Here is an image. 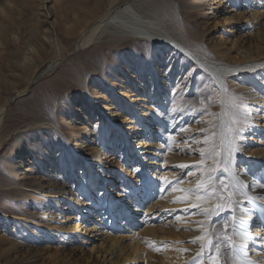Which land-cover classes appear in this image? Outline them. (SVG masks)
<instances>
[{"label":"bare ground","instance_id":"obj_1","mask_svg":"<svg viewBox=\"0 0 264 264\" xmlns=\"http://www.w3.org/2000/svg\"><path fill=\"white\" fill-rule=\"evenodd\" d=\"M58 1L0 0V47L3 46L8 49L9 42H12L11 40L13 42L18 40L21 52L18 55L16 52L13 53V49L10 48V52L6 56L7 58L8 56L12 59L15 58L12 60L13 65H11L13 75L5 73L3 65H0V93L23 92L16 86L18 78L24 80V88H26L36 78L38 79L39 71L46 59L50 58L54 61L53 64H55L58 59L68 57L67 55L74 49L81 50L90 47L102 37L114 45L129 38L137 39L136 42L140 44L149 45L151 42L164 44L165 46L163 47H159L158 45L153 46V53L159 51V54H154L155 56L157 55L156 60L158 63L163 60L165 53L170 52L171 55L180 56L182 55V51H185L192 58V60H189L186 56L184 58L185 61L189 60V63L191 62V65H193L192 68H195L196 65H198L197 67H206L213 78L217 77L218 80L222 81L225 94L229 91L227 89L228 82L233 83L235 85L234 88H237L239 80L234 79L243 78H238L240 75H243L242 72L230 69V66L233 65L232 63H243L242 59H234L235 61L228 62L227 59L230 56H227L226 52H222L217 44L202 42L204 36L198 34L195 23L182 18L185 14L188 18L192 16L188 11L189 5L186 7L189 0H179L182 3H186L183 6H178L175 2L177 0H68L65 2L64 7L60 9L59 14L57 13V9H55L56 2ZM233 1L236 7L241 6L245 8L244 14H239V17L241 16L242 20H246V27L255 32V40H258L256 44L254 43L253 46H249L251 48H248L249 50L247 49L246 52H243V47H238L237 49L241 50V53L248 54L246 59L264 62V0ZM49 4L53 5L48 8ZM20 5H27L30 9L33 8L32 10L37 9L39 17L36 21L29 22L25 26L24 24H20L22 22H18L17 26L13 28L12 23L14 19L10 23L4 18L3 14L12 11L13 8H17L22 12L24 8L20 7ZM35 5L36 7H34ZM180 7L185 9L182 17ZM41 18L43 19L41 20ZM132 43L134 42L128 40L126 45L131 46ZM104 45L102 46L103 50L108 47V45ZM137 46L140 47L138 44ZM132 51H137V49H133ZM146 52L148 53V51ZM140 54L141 52L137 53V55ZM171 55H168V57H171ZM246 59L244 60L246 61ZM239 65L241 66V64ZM258 68L255 67L254 69ZM167 71L168 69H164L159 74L152 75L147 80L149 84L145 83L144 86L139 88L136 85H132L129 93L132 95L137 94V97H141L142 101L153 102L155 106L160 107V112L165 111L168 107V99L171 97L170 92L166 89V80H164L166 77L164 74ZM117 75V78H128V69H120ZM207 77L206 74H203L199 78L201 81H204ZM170 79L171 77L167 81L171 82L172 79ZM85 85L83 83L80 87L83 88ZM190 86L191 83L188 85V88ZM58 87L57 90L62 93V87ZM203 87L206 89L205 85ZM83 90L88 91L86 88ZM241 94H244L246 97L241 96ZM83 99V97H79V94L60 99L58 110L61 115V123L55 127L58 130L67 131L68 129L62 126L63 123L71 124V122L78 120L80 122L78 130L87 135L91 134L94 136L95 142L97 140L96 143H98V138L100 137L101 141L102 136L100 133L98 134L92 130V124L94 121H100L101 108H98L97 113V107L96 109L93 107L89 108V104L86 107ZM47 101L45 98H40L33 102L30 118L25 120L27 127H29L27 133L24 135L12 134L9 140L7 135L1 137L2 132L5 130L2 126L5 120V106L7 104H4L6 101L0 104V165L4 168L5 172L13 171L19 173V171L24 170L26 167L34 169L36 174L39 175V177H35L36 183H34L37 189L46 184L51 191H58L53 194H60L62 196L61 200H67L72 211L77 206L78 200L72 201L68 200V198L66 199L67 194L76 196L78 199L82 197L83 203L81 204V209L85 207L89 216L96 217L97 220L101 219L103 227L101 230H97V232L104 238V243H107L106 254L111 258L110 262L112 264H135L138 261L136 254L129 250L128 245H123V243L126 239V234L131 230L135 214L143 204V197L150 194L152 186L158 182L157 179L160 180L162 177L171 176L173 173L169 170H173L174 166L180 168L178 165H185L186 160L178 159L177 154L179 150H174L170 140L167 142L168 137L166 138L161 130L154 131L151 128L154 122L152 113H147L145 110L142 111L133 107L129 111L126 104H120L117 107L119 112L115 114L117 119L113 121L114 125L110 126L103 136H108V133H111L115 129L120 130V127L124 123L129 122L130 118L131 124L135 125L134 128L137 126L143 129L144 137H146L144 145L147 146L146 149L148 150L147 156L151 157V164L154 167L146 171L145 181L139 189L130 190L121 171V165L126 162L127 152L123 150L118 155L117 162H109L107 158L108 150L103 146L105 140L102 144L99 142L100 145L94 149L87 148L84 150L88 147H84V145L86 142H91L90 139H83V142L76 147L72 145L70 141L71 137L62 131V136L70 144L69 147H66L69 151L65 150L59 156L54 155L50 159H47L48 163L37 166L38 163L35 158L37 153H31V150L27 148L30 146L37 148L38 144L45 145L46 138L43 139L35 135L33 142H31L30 137L35 133H43L48 136V132L45 129L46 126L54 127L56 118L52 110L45 105ZM248 101H251L250 110L260 113H255L254 119L256 122L253 125L258 127L259 121L262 120L263 122L258 127L259 129L254 130V132L252 131V135L257 132L260 138L261 136L264 138V82L256 85V81H253L249 85L247 92L233 93L229 91L227 96H224L226 109L237 125L251 123L253 120L252 116L246 115L240 107V104ZM210 105H212L210 101L206 102L205 99H200L198 106L193 104L191 107L175 108L172 113L176 119H180L182 122L186 120L191 110H198V113L201 111L206 113L213 110L214 107L210 109ZM204 116V121L210 120V123L207 125L208 131L205 130L198 138L197 150L198 161L207 162L208 167L206 168V177L204 179L205 189L202 191L198 189V195L203 197L202 200H198V205H204L205 211L203 214L207 211L209 213L207 216H211V218L219 212L229 210H232L233 215L219 220L212 228L208 239L205 236L207 229L203 233H201L202 230L198 232V256L195 258L198 263L196 264H212L213 259L217 260L219 264H264V203L259 202V200H264V145L259 150L257 156L251 155L250 150H246L244 144H236L232 138L231 129L228 128V125H223L224 119L221 120L218 112L213 117H210L211 119L208 118V114ZM147 127H150V129ZM15 128L16 130L17 128H21V124H9L6 130L13 131ZM171 132H174V135H178V130L175 131L173 129ZM109 137L111 145H114L116 143L115 138L112 134ZM26 138H28V141ZM206 138L208 140L207 144L204 143ZM26 142L29 143L28 146H26ZM235 146H238L242 152L239 160L241 167L238 169L240 180L231 178L232 183L236 186L235 193L240 197L239 200L241 201H239L240 203H238L236 210L230 192L227 190L225 180H222L225 186L221 182L215 181L218 186L214 188L213 179L220 153H224L226 161L231 160L230 154L234 151ZM174 147L180 146L176 145ZM117 148L118 145L116 144L115 150ZM202 149L204 150L203 156H201ZM78 156L80 158L76 161ZM75 164L76 166L80 165L84 171L83 181L76 186V189L72 187L68 190V183L74 185L76 181H79L76 170L78 167H75ZM105 168L110 169V171H106ZM47 173H51L50 176L52 177L50 178L54 179V177H57L59 184L53 183L52 179L43 182ZM105 174H107L106 177ZM209 177H211L210 180ZM13 178L10 175L7 177V181L12 182ZM120 179H123L122 182H119ZM18 184L22 185L21 182ZM119 184H122V186L118 187ZM209 185L212 189L216 190L217 194L225 198L223 202L231 197L232 204L230 208L221 211L215 209L216 197L209 190ZM108 186L109 188H107ZM117 187L121 190L119 193L122 194H119L116 199H112L111 201H109L107 196L105 198L101 196L96 197V193L93 191L94 189H98L99 193L108 192L109 194L113 193L115 191L114 188ZM196 194L195 196H197ZM167 195L170 196L176 205L170 203L167 206L166 201H164L165 197V199H162V209L166 207L168 209H178L186 197L184 191L170 192ZM45 199L48 204L53 205L55 208L58 206L57 208H59L58 200H49L46 197ZM245 200L248 201L245 202ZM223 202L220 199L217 203ZM57 212H60L59 216H63L62 211L58 209ZM51 213L48 221L39 223L30 233L34 235L32 246H35L34 249L37 251H41L39 248L42 245V241L46 238L54 240L55 238L62 237L63 242H68L69 240L68 236L71 229H67L60 224L61 218H58L54 211L51 210ZM207 216L201 215L200 217ZM5 220V218L0 216V236H3L2 232L6 231L3 227V224L6 223ZM40 233L43 234V237H39ZM150 234L152 238L159 237V234L155 230H151ZM225 234L231 237V244L224 239ZM201 236H204L205 239H199ZM18 238L22 239L25 237L20 235ZM208 241H211V244H208ZM69 244L70 248L74 249V243L69 242ZM242 244L244 247H241ZM217 245H220L219 254H217L216 250ZM66 250L68 251V249ZM186 254L187 256H195L191 251H187ZM2 256L0 254V264H6V261L2 260ZM22 256L20 255V257ZM67 257L65 256L64 258ZM92 258L93 256L90 254L88 259L91 260ZM141 258L143 259V264H162L156 260H149L144 255ZM185 259L186 257L183 258V261ZM101 262V260L94 258L91 263L87 260L84 263L73 264H99ZM59 264L71 263L66 261V263ZM166 264L173 263L168 258Z\"/></svg>","mask_w":264,"mask_h":264},{"label":"rangeland","instance_id":"obj_2","mask_svg":"<svg viewBox=\"0 0 264 264\" xmlns=\"http://www.w3.org/2000/svg\"><path fill=\"white\" fill-rule=\"evenodd\" d=\"M66 1L68 0L56 2L55 9H57L58 14ZM175 2L178 6L186 5V3H182L179 0ZM52 5L49 4L48 8ZM187 6L192 16L188 18L185 14L182 17L185 9L180 7L181 17L184 20L187 19V21L195 23L198 34L204 36L202 42L217 44L222 52H226V55L230 56L227 59L228 62H233L235 61L234 59L243 60V63L236 62L230 66L232 71L243 73V75L238 77H243L242 79H234L239 80L237 88H234L235 85L233 83L228 82L227 89L230 92H247L249 85L253 81H256V85L264 82V62L246 59L248 54L241 53V50L237 49L238 47H243V52H246L248 48H251L249 46H253L258 41L255 40V32L246 27V20H242L241 16L239 17V14H244L245 8L241 6L236 7L233 0H189ZM20 7L24 8L22 12L17 8H13L12 11L3 14L4 18L10 23L14 19L12 23L13 28L17 26L18 22H22L20 24H24L25 26L29 22L36 21L39 17L37 9L32 10L33 8L30 9L27 5H20ZM23 32L25 34V30ZM128 40L134 43L131 46H127ZM136 40L129 38L114 45L102 37L90 47L81 50L74 49L67 55L68 57L58 59L55 64H53L54 61L50 58L46 59L41 66L38 79L36 78L33 83L26 87L27 89L24 88V80L18 78L16 86L23 92L0 93V104L5 101L4 104H7L5 106V120L2 126L5 130L2 132L1 137L7 135L9 140L12 134H26L29 127H27L25 120L30 118L33 102L40 98H45L48 100L45 105L52 110L56 121L54 127L46 126L45 129L48 132V136L43 133H35L30 137L31 142H33L35 135L43 139L46 138L45 145L38 144L37 148L32 146L27 148L31 150V153H37L35 157L38 163L37 166L48 163L47 159H50L54 155L59 156L65 150L69 151L66 147H69L70 144L62 136L63 132L71 137L70 141L76 147L83 142V139H90L91 142H86L84 145V147L88 146L84 150L87 148L94 149L100 145L99 142L102 144L105 140L103 146L108 150L107 158L109 162H117L118 155L123 150L127 152L126 162L121 165V171L130 190L134 191L143 185L146 171L154 167L151 164V157L147 156L148 150L146 149L147 146L144 145L146 137H144L143 129L137 126L134 128L135 125L131 124L129 115V122L124 123L120 127V130L115 129L111 133H108V136L103 135L110 126L114 125L113 121L117 119L115 114H118L117 107L120 104H126L129 111L133 107L142 111L145 110L147 113H152L154 122L151 128L154 131L161 130L165 134V137H168L167 142L170 140L174 150H179L177 154L178 159L186 160L185 165L189 167L181 169L174 166L173 170H169L173 173L171 176L162 177V180L157 179L158 182L152 186L150 194L143 197V204L135 214L131 230L126 234L123 245H128L129 250L136 254L138 261L135 264H143L142 255L149 260H156L162 264H166L168 258L171 259L173 264H196L198 263L197 259H195L198 256V232L202 230L201 233H203L207 229L205 236L208 239L212 228L219 220L233 215L232 210H229L219 212L212 216V218L211 216L200 217L204 215L205 206L198 205L197 185L204 182L208 163L198 161L197 145L198 138L205 130L208 131L207 125L210 123V120L204 121V115L208 114V118H210L218 112L221 120L224 119L223 125H228V128L231 129L232 138L236 144H244L246 150H250L251 155L256 156L264 145V138L262 136L260 138L257 132L254 135L252 133L254 130L259 129L258 127L263 122L260 120L258 127L253 125L256 122L254 119L255 113L259 112H252L250 110L251 101H248L240 104V107L246 115H251L253 120L251 123L237 125L226 109L224 96H227L229 91L225 94L222 81L218 80L217 77L213 78L206 67H197L198 65H196L195 68H192V63H189V60H192V58L185 51H182V55L180 56L171 55L170 52L165 53L163 60L158 63L156 60L157 55L155 56L154 54H159V51L153 53V46L158 45L159 47H163L165 45L153 42L149 45L140 44ZM11 41L9 42L8 49L3 46L0 47V65H3L5 73L13 75L11 65H13L12 60L15 58L12 59L9 56L7 58L6 56L9 54L10 48L13 49V53L16 52L18 55L21 52L20 42L18 40L15 42ZM104 44L108 45V47L103 50L102 46ZM133 49H137V51H132ZM138 52H141V54L137 55ZM168 55H171V57H168ZM186 56L189 58L188 61L184 59ZM255 67L259 68L254 69ZM122 68L128 69V78H117V74ZM164 69H168L164 74L166 76L164 80H166V89L170 92L171 97L168 99L167 109L160 112L159 106H155L153 102L142 101L141 97H137V94H130L129 90L132 85H136L139 88L144 86L145 83L149 84L147 80ZM203 74H206L208 77L204 81H201L199 77ZM170 77L172 79L171 82L167 81ZM83 83L86 85L81 88L80 86ZM190 83L191 86L188 88ZM203 85L206 86V89ZM58 86L62 87V93L57 90ZM84 88L88 91L83 90ZM75 94H79V97L84 98V105L86 107L88 104L89 108L93 107L96 109L97 107V113L98 108H101L100 121H94L92 124V130L98 134L100 133L102 136L101 141L100 137L98 138V143H96L97 140L95 142V138L91 134L87 135L78 130L80 126L78 120L71 122V124L63 123L62 126L66 127L67 131L58 130L55 127L61 123V115L58 110L60 99ZM241 96L246 97L244 94H241ZM200 99H205L206 102L210 101L212 104L210 105V109L211 107H214V109L206 113L202 111L198 113V110H191L186 120L182 122L173 116L172 111L175 108L182 109L184 106L191 107L193 104L198 106ZM12 123L14 125L20 123L21 128H17V130L15 128L13 131L6 130L7 125ZM147 128L150 129V127ZM173 129L175 131L178 130V135H174V132H171ZM111 134L116 141L114 145H111V139H109V135ZM116 144L118 148L115 150ZM28 145L29 143L26 142V146ZM176 145L180 147L175 148L174 146ZM239 151H232V155L230 154L231 160L228 161L225 160L224 153L221 152L216 171L213 175L214 188L218 186L215 181L220 183L222 180H225L235 210L241 201L239 200L240 197L235 193L236 186L232 183L231 178L240 180L238 169L241 167L239 160L242 152ZM84 155L86 154L84 153ZM78 158L80 157L78 156L76 161ZM75 167H78L76 170L79 181H76L74 185L68 183V190L72 187L76 189V186L83 181L84 171L80 165L76 166L75 164ZM27 168L29 169L27 170ZM105 170L110 171V169L106 168ZM50 174L47 173L43 182L52 179L53 183L59 184L58 178H50L52 177ZM10 175L14 177L12 182L7 181V177ZM36 176L39 177L36 171L30 167H26L17 173L13 171L5 172L4 168L0 165V216L6 219V223L3 224L6 231L2 232L3 236H0V254L3 255L2 260L6 261V264H59L66 263V261L73 264L84 263L87 260L91 263L94 258H97L102 261L99 264H112L110 262L111 258L106 254L107 243H104V238L97 232V230H101L103 227L101 219L97 220L96 217L89 216L85 207L81 209V204L83 203L82 197L78 199L76 196L67 194L66 199L68 198V200L72 201L78 200L77 206L72 211L67 200H61L62 196L60 194H53L58 191H51L46 184L37 189V186L34 185L36 183ZM106 176L107 174H105ZM122 180L120 179L119 182H122ZM168 181H172V183H168ZM19 182L22 185L18 184ZM39 182L42 183L41 180ZM119 186L121 187L122 184H119ZM118 187L114 188L115 191L113 193L109 194L108 192L99 193L98 189H94L93 191L96 193V197L101 196L105 198L107 196L109 201H111L112 199H116L119 194H122L119 193L121 190ZM209 187V190L216 197L215 204H217L221 196L210 185ZM174 189L185 190L186 197L183 199L182 205L178 209H168L167 207L162 209V199H165V197L164 201H166L167 206L170 203L176 205L170 196L167 195L170 192L179 191ZM204 189L205 187L199 188L201 191ZM188 190H191V192ZM195 193H197V196H195ZM45 197L49 200H58L59 208H57L58 206L55 208L53 205L48 204ZM247 201L245 200V202ZM259 202L264 203V200H259ZM189 204L191 205L188 206ZM193 205L197 206L193 207ZM58 209L62 211L63 216H59L60 212H57ZM51 210L56 213L58 218H61L60 224L62 226L71 229L68 236L69 240L68 242H63L62 237L55 238L54 240L46 238L42 241V245L39 248L41 251H37L34 249L35 246H32L34 235L30 233L39 223L41 224L49 220V216L52 214ZM206 218L209 219L207 220ZM151 230L157 231L159 237L152 238L150 234ZM20 235L25 238L19 239ZM39 237H43V234L40 233ZM193 241L195 242L193 243ZM69 242L74 243V249L70 248ZM156 249H159V251ZM187 251L193 252L195 256H187ZM90 254L93 256L91 260L88 259ZM20 255L23 256L20 257ZM65 256L68 257L64 258ZM185 257L186 259L183 261ZM63 258L64 260H62Z\"/></svg>","mask_w":264,"mask_h":264},{"label":"snow or ice","instance_id":"obj_3","mask_svg":"<svg viewBox=\"0 0 264 264\" xmlns=\"http://www.w3.org/2000/svg\"><path fill=\"white\" fill-rule=\"evenodd\" d=\"M204 143H208V140H207V138L205 139V141H204ZM233 150H239V148H238V146H235L234 147V149ZM204 155V150L202 149L201 150V156H203ZM201 163H203V161L201 162ZM178 167H180V168H187V167H189L188 165H178ZM189 175H191V173H189ZM211 179V177H209V180ZM168 183H172V181H168ZM221 184H223V182L221 181ZM202 187H205V183L204 182H202L201 184H198L197 185V188L199 189V188H202ZM174 190H179V191H185L184 189H174ZM189 192H191V190H188ZM203 199V197H201V196H197V200H202ZM221 200H225V198L223 197V196H221ZM231 204H232V201H231V198L229 197V198H227V200L224 202V203H217L216 205H215V209L217 210V211H221V210H224V209H226V208H230L231 207ZM197 205H193V207H196ZM209 213L206 211L205 213H204V215H208ZM225 227H227V225H225ZM199 239H201V240H203V239H205V237L204 236H201V237H199ZM224 239L225 240H227L228 242H229V244H231L232 243V239H231V237L230 236H228L227 234H225V236H224ZM195 241H193V243H194ZM208 244H211V241H208ZM241 247H244V245L242 244L241 245ZM157 251H159V249H156ZM216 250H217V254H219V251H220V245H217L216 246ZM210 259H211V257H210ZM212 264H219V262L217 261V260H214L213 259V261H212Z\"/></svg>","mask_w":264,"mask_h":264}]
</instances>
